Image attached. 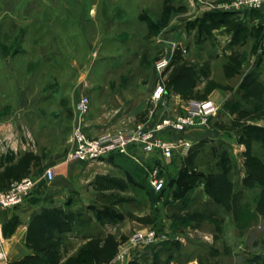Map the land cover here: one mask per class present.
Masks as SVG:
<instances>
[{
  "label": "rangeland",
  "instance_id": "rangeland-1",
  "mask_svg": "<svg viewBox=\"0 0 264 264\" xmlns=\"http://www.w3.org/2000/svg\"><path fill=\"white\" fill-rule=\"evenodd\" d=\"M93 1L76 0L73 7L76 12L86 13ZM231 1L142 0L145 7L140 8V1L125 0L132 10L146 14L148 21L131 20L127 30L135 37L128 41L126 49L113 50L115 53L123 50V55L95 68L96 93L91 110L93 107L98 117L109 120L113 112L104 107H116L111 96L133 88L146 95L138 106L143 109L135 121L121 122L117 128L179 112L190 101H213L219 109L208 129L196 131L188 154L174 158L169 167L147 156L144 162L130 158L87 163L82 169L86 179L78 177L80 186L73 194L85 195L91 206H113L124 214V220L109 223L106 244H101L100 238L93 240V248L103 256V263L61 264H113L120 243L135 231L148 228L160 231L164 240L130 248L125 262L117 264H264V137L257 138L251 129L264 127V13L225 10ZM54 3L0 0V81L10 86L5 92L0 90V116H19L26 111L36 115L35 108L22 105L24 92H20L16 82V76L19 82L24 80V9H45L41 13L35 10V19L50 23ZM116 9L115 5L112 11L117 14ZM239 28L242 30L238 31ZM110 31L115 33L114 26ZM4 54L10 57V64L3 61ZM163 58L169 59V66L158 74L155 65ZM159 84L168 93L163 101L156 102L152 95ZM106 94L109 103L105 104ZM75 104L74 109L64 108L65 116L72 117L71 136L75 123H85L89 115L83 117ZM121 107L131 106L125 103ZM45 112L60 114L55 107L46 108ZM69 133L70 128L60 124L58 128L50 127L34 144L24 143L27 149L40 147L46 154L53 148L54 139L63 135L67 138ZM66 140L63 139L65 145ZM8 145L5 147L10 149ZM18 146V154L0 156V189L33 178L31 170L20 169L24 163L20 151L24 148ZM224 151L228 155L226 172L220 164ZM45 157L38 153L27 160L39 165ZM18 163L21 165L17 166ZM154 164L165 165L166 185L162 192L155 191L149 182ZM185 165L203 172L214 184L210 185L207 178L200 180L185 199L176 200L167 184ZM126 172L140 185L132 184ZM53 214L57 219L58 214L54 211ZM92 228L99 233V227Z\"/></svg>",
  "mask_w": 264,
  "mask_h": 264
},
{
  "label": "crops",
  "instance_id": "crops-1",
  "mask_svg": "<svg viewBox=\"0 0 264 264\" xmlns=\"http://www.w3.org/2000/svg\"><path fill=\"white\" fill-rule=\"evenodd\" d=\"M52 1L55 3L50 10V23L42 22L40 18L35 19L34 11L41 13L45 9H24L23 82H19L15 76L20 92H24L22 105L27 109L35 108L36 115L26 111L19 116H0V156L18 154V145H22L24 150L20 152L24 155V163L20 169L27 172L31 170L32 177L37 180L34 191L20 206L13 209L0 207L2 246L10 264L103 263V256L97 253L92 243L98 238L101 244L107 243L109 223L96 219L92 204L87 202L85 195L77 197L73 194L80 186L78 177L82 181L86 179V175H82V169L89 162L64 161L73 149L72 117L65 116L64 108L74 109L76 100L86 94L91 97L93 106L96 93L93 81L97 79L95 68L103 62L111 61L113 57L123 55V50H119L120 53L113 50L122 49L121 47L126 49L128 41L135 37L127 30L131 20L138 19L140 23H147L148 18L139 10H132L125 0H95L86 13L75 11L73 6L76 0ZM133 1H140V8L141 5L144 6L142 0ZM115 5L117 14L113 13L115 10L112 11ZM47 13L49 15V9ZM112 26L115 33L110 31ZM4 57L5 64H10V57L5 54ZM4 79L7 82L8 79ZM0 85L3 92L10 88L3 81H0ZM136 89L121 90L111 96V102L116 107H104L107 112L108 109L113 112L107 121L103 116L98 117L92 107L84 121L89 132L96 135L113 129V126L116 127L121 122L135 121L143 109L138 106L146 96ZM108 96L106 94L104 97L105 104L109 103ZM125 103L131 107H121ZM49 107L58 108L60 114H46L45 109ZM60 124L69 127L70 133L67 138L63 135L57 138L59 141L54 139L53 148L46 154L40 147L26 148L24 141L27 145H30L29 141L34 144V140L39 141L50 127L58 128ZM196 131L199 130H190L184 135L193 139ZM63 139H67L66 145ZM4 144H9L10 149ZM38 153L46 157L39 165L34 162L29 164L27 158ZM144 156L146 155H142V158L147 159ZM130 158L134 159L128 155L114 154L98 161L104 163ZM1 162L0 160V164ZM20 165L18 163L17 166ZM49 166H54L56 170L53 180L43 176ZM84 172L86 174L87 171ZM53 211L58 214L57 219L54 218ZM91 225L99 227V233L93 232ZM70 227H73L72 231L68 230Z\"/></svg>",
  "mask_w": 264,
  "mask_h": 264
},
{
  "label": "built area",
  "instance_id": "built-area-1",
  "mask_svg": "<svg viewBox=\"0 0 264 264\" xmlns=\"http://www.w3.org/2000/svg\"><path fill=\"white\" fill-rule=\"evenodd\" d=\"M225 10L244 12L246 10H264V0H233ZM169 66V59H160L155 70L161 74ZM164 85L159 84L153 91V99L163 101L167 94ZM91 97L82 95L75 104V109L83 117L91 111ZM219 107L213 101H190L183 106V110L173 114H166L153 121L140 122L131 126H122L109 129L93 135L86 125L76 122L73 128V149L66 155L64 161L92 162L102 160L114 154H122L139 158L144 162L142 155L153 157L161 163L171 164L176 157L182 158L188 154L194 144L192 138L184 133L190 130H206L210 127L211 118L216 115ZM165 166V165H164ZM152 165L149 182L153 189L160 192L165 185V167ZM48 180L56 177L54 166L45 169L44 175ZM37 185L35 178L27 177L14 182L10 187L0 190V207L13 209L24 203L25 199L34 191ZM165 235L155 228L137 230L118 247V254L111 262L113 264L125 262L130 248L139 244H158ZM0 264H10L2 246L0 228Z\"/></svg>",
  "mask_w": 264,
  "mask_h": 264
},
{
  "label": "trees",
  "instance_id": "trees-1",
  "mask_svg": "<svg viewBox=\"0 0 264 264\" xmlns=\"http://www.w3.org/2000/svg\"><path fill=\"white\" fill-rule=\"evenodd\" d=\"M253 11L264 13V10L263 11L253 10ZM151 26L155 27V24L152 23ZM241 28H239L238 31H241L242 30ZM258 108H261V107H258ZM251 129H253L256 132L254 133V135L257 136V138L264 137V127L262 126L261 127H251ZM227 158H228L227 152L224 151V153L221 154V161H220L221 167L224 169L223 170L224 172L227 171L226 170ZM126 176L132 184L140 185L139 182H137L130 173L126 172ZM206 178L204 177L203 172H197L194 169H190L188 165H185L180 168L177 176L169 179L167 186L169 188H172L174 199L183 200L187 197V195L191 191H193L196 188L200 180H205ZM201 182H205V181H201ZM207 182H210V185L214 184L213 180L210 181L208 178H207ZM165 185H164V188L160 192H162L165 189ZM262 185L264 186L263 183ZM0 190H3V189H0ZM263 191H264V187H263ZM92 210L95 214L96 219L100 222L117 223V222L124 220V214L122 212H119L117 209H115L113 206H110V205H105L101 207L92 206ZM52 264H56V263H52ZM154 264H158V263H154Z\"/></svg>",
  "mask_w": 264,
  "mask_h": 264
}]
</instances>
